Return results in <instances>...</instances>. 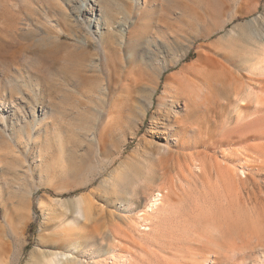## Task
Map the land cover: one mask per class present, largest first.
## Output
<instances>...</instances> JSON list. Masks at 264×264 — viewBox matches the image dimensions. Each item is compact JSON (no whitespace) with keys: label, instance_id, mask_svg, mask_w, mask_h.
I'll use <instances>...</instances> for the list:
<instances>
[{"label":"rangeland","instance_id":"374dc122","mask_svg":"<svg viewBox=\"0 0 264 264\" xmlns=\"http://www.w3.org/2000/svg\"><path fill=\"white\" fill-rule=\"evenodd\" d=\"M99 2L110 20L114 17L127 24L125 38L114 40L112 65H116L110 88L107 77L98 73L100 87L95 93L87 87L78 89L80 110L89 107L92 122L63 113L75 105L62 98L74 87L55 77L60 91L58 99L52 98L29 54L24 64L0 69V84L7 86L0 94L10 97L12 88L22 93L14 95L20 111L8 119L0 116V264H200L202 258L196 254L201 249L206 256L263 240L262 209L247 207V197L264 202V151L260 155L233 144L209 150L204 173L202 157L186 151L180 164L168 163V180L163 183L158 178L162 170L156 169L157 160L150 157L145 139L150 137L149 118L175 86L173 76L197 60L199 46L205 48L220 37L193 40L203 30L193 24L195 18L220 0ZM257 2L259 13L241 18L230 28L261 16L264 0ZM81 4L93 3L0 0V41L16 31L24 33L29 24L35 27L40 19L57 31L70 28ZM190 47L180 64L171 66ZM166 66L168 70L154 82L156 72ZM230 106L231 111L233 101ZM24 113L26 117H21ZM233 116L227 126L235 124ZM102 134L108 139L110 158L121 152L113 166L91 160ZM174 144L171 148L177 154ZM74 163L83 164L85 171L72 172ZM232 174L245 183L238 188L230 182ZM159 192L163 204L157 215L149 212L153 218L148 224L141 214ZM243 260L239 255L224 264Z\"/></svg>","mask_w":264,"mask_h":264},{"label":"bare ground","instance_id":"6f19581e","mask_svg":"<svg viewBox=\"0 0 264 264\" xmlns=\"http://www.w3.org/2000/svg\"><path fill=\"white\" fill-rule=\"evenodd\" d=\"M91 1L93 4L88 7H82L85 4L80 5L79 14L72 18L70 28L66 24L67 27H61L57 31L47 20L40 19L35 27L30 28L32 24H29V29L21 34H16L17 31L13 30L15 34L5 36L0 41V69L16 68L24 64L26 54H29L34 70L43 80L41 85L49 88L52 98L58 99L57 91H60L54 82L55 77L63 79L67 87H74L73 92L65 93L62 98L75 101V105L63 113L72 114L86 122H92L91 111L89 107H86L85 111L80 110L83 102L78 89L87 87L95 93L100 87L101 79L98 73L107 77V85L110 88L116 65H112L114 40L117 36L125 38L127 24L125 21H115L114 17L110 20L99 0ZM214 7L204 13L199 12L201 14L198 13V16L195 14L197 17L193 24L203 30L199 31L193 40H211L218 34H221L220 37L205 48L199 46L197 60L183 65L173 76L175 86L172 87L171 95L168 99H162L157 106V112L149 118L150 137H146L148 142H144L148 143L147 148L152 152V160L153 157L157 160L156 169L162 170L158 178L163 183L168 180V163L170 165L171 162L179 161L180 164L182 156H186V151L194 152L193 154L196 152L195 155L202 157L201 173L206 172L205 160L209 150L233 144L244 145L253 153L264 151V12L261 16L231 29L230 27L241 18L259 13V2L220 0ZM13 18L22 20L18 16ZM23 20L27 21L29 18L25 17ZM57 24L60 25L58 22ZM90 47L94 51H91ZM191 49L190 47L189 51L171 66H178ZM168 68L166 66L158 70L154 82L160 80ZM136 82L139 84L140 79ZM4 90H7V86L0 84V93ZM16 93L22 94L17 88H12L10 97L0 94V116L11 117L20 111L15 105ZM232 101L234 106L230 111L228 108L231 107ZM233 114L236 122L233 126H227L233 120ZM20 116L26 117V113ZM139 131L133 135H137ZM257 140H262V143L254 144ZM107 142L108 139L103 134L99 136L98 149L91 160H102L108 166H113L120 158L121 152L115 150L117 156L110 158L111 151L108 150ZM174 142L177 154L171 148V143ZM83 166L74 163L70 168L77 174L85 171ZM232 176L230 182L237 184L238 188L245 183L237 174ZM223 178L227 179V176ZM152 198L153 203L141 214L146 215L148 224H152L153 214L157 215L163 204L162 193L159 192ZM260 199L254 201L248 196L247 207L262 209L260 217L264 221V202L259 203ZM150 211L153 214H150ZM235 249L229 246L225 251H210L206 256L201 254V249L196 256L202 258L200 264H224L239 255L244 258L240 264H264V239L238 247V251Z\"/></svg>","mask_w":264,"mask_h":264}]
</instances>
